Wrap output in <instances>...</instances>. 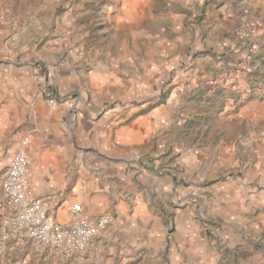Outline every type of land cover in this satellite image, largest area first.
Segmentation results:
<instances>
[{"label": "rangeland", "instance_id": "rangeland-1", "mask_svg": "<svg viewBox=\"0 0 264 264\" xmlns=\"http://www.w3.org/2000/svg\"><path fill=\"white\" fill-rule=\"evenodd\" d=\"M0 70L11 76L0 83V113L10 114L0 135V197L39 102L45 114L55 106L66 137L65 108L77 118L82 101L96 118L117 111L119 127L161 111L144 136L119 144L129 190L104 200L111 221L94 247L66 257L29 242L0 244V264H163L130 259L132 245L144 243L132 216L155 220L153 247L169 252L184 233L176 234L179 211L192 213L204 244L222 248L219 264H264V0H0ZM73 153L58 158L59 176L67 171L71 181L42 197L55 213L78 200L80 179L97 176L77 168Z\"/></svg>", "mask_w": 264, "mask_h": 264}, {"label": "crops", "instance_id": "crops-1", "mask_svg": "<svg viewBox=\"0 0 264 264\" xmlns=\"http://www.w3.org/2000/svg\"><path fill=\"white\" fill-rule=\"evenodd\" d=\"M34 65L35 63H30L32 67ZM38 67L35 68L34 66V70H31L38 74H40V71L44 72L42 67ZM46 75H48L47 72L43 79L40 77L42 86L46 84ZM91 75L98 79L99 82H104V80H101L103 76H100L97 72L93 71ZM36 76L38 77L37 74ZM36 76L34 78H37ZM10 77L5 73L3 74L0 70V83L9 80ZM56 80L55 88L58 83L57 77ZM80 104L86 108V112L78 113L79 118L72 116L76 110L71 113L70 107L65 108L68 116L67 137L59 129L63 119L51 114L58 112L55 106L45 114L46 108L43 102H39L38 104L41 116L31 119L32 122L29 127L25 126L24 129L32 137H26L29 139L27 148H29V152H34L35 155V161L34 163L30 162L29 172L26 177L30 190L33 188L34 193L31 190L33 196L42 198L47 194L45 189L54 188L61 182L64 183L72 179V177L66 179L70 176L67 171L64 172L65 174L63 173L62 178L59 176L62 163L58 158L61 152H80V154H71L70 161L76 160V157H78L77 160L79 161L76 160L75 162L77 168L86 170L87 174L88 171H95L97 173V176L80 179L77 182V187L80 189L77 194L78 200L74 196L73 198L71 196L57 208L55 213L56 219L61 223H70L74 220L72 207L76 203L82 205L83 216L93 222L97 221L100 215L107 213L102 210L104 200L111 198L112 192H117L116 190L119 187H123V190H129L125 184L128 179L127 174L132 172L129 167L130 160L127 153H119V144L132 143L136 136H144L148 132L150 123L153 120L156 123L161 121V111L156 108L153 114L150 115L149 113L148 116H144L138 121H132L119 127V113L117 111L109 110L105 114H101L100 118H96L94 113H92L93 110L90 109L93 106L87 107L83 101ZM9 116L10 114L6 111L0 113V135L9 130ZM20 142L18 141L17 144L19 145ZM42 164L46 165L44 169H41ZM139 203L141 202L137 199L136 204L138 205ZM225 215L223 214L224 217ZM132 221L136 228L138 226V228L141 227L140 229L142 230L140 231L143 232L142 236L144 240L142 245L136 241L129 250L131 254L130 259L136 263L148 259V262H151V260L153 262L161 261L163 264L183 262L185 260L188 264L189 262H193L194 264H219L222 248L218 249L214 244H204V241L198 238L197 227L192 213L183 211L177 213L176 221L178 222V229L176 234H179L178 231L180 230L184 233L182 240H178V243L169 252L164 248L153 247V238H150V236L154 232L152 227L155 220L136 213L132 216ZM140 221H144V225L140 226ZM104 231L98 232L97 236L93 239L92 247H94L96 240ZM220 236L221 238L224 237L223 233ZM227 238L228 236H225V238L220 239L222 246L226 243ZM155 249H157V254L154 252Z\"/></svg>", "mask_w": 264, "mask_h": 264}, {"label": "built area", "instance_id": "built-area-1", "mask_svg": "<svg viewBox=\"0 0 264 264\" xmlns=\"http://www.w3.org/2000/svg\"><path fill=\"white\" fill-rule=\"evenodd\" d=\"M46 94L49 102L56 104L58 97L51 91ZM28 144L29 139L23 138L1 182L0 244L5 248L29 242L66 257L81 256L91 247L98 232L107 228L111 216L104 213L93 222L83 216L82 205L76 203L72 207L73 221H57L48 202L33 196L29 188L26 179L31 162Z\"/></svg>", "mask_w": 264, "mask_h": 264}]
</instances>
